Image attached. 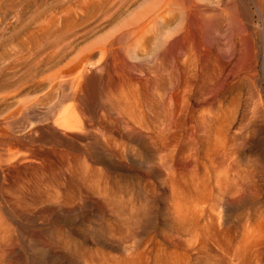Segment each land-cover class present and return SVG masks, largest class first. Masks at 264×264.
<instances>
[{"label":"rangeland","instance_id":"374dc122","mask_svg":"<svg viewBox=\"0 0 264 264\" xmlns=\"http://www.w3.org/2000/svg\"><path fill=\"white\" fill-rule=\"evenodd\" d=\"M164 1L14 0L3 16V118L46 91V77L62 54L67 63L92 53L87 66L93 68L101 38L121 36L129 22L142 24L150 10V19L168 13L149 24L133 51L136 76L167 73L179 56L185 87L179 104L177 96L167 99L170 127L162 125L163 106L129 129L105 121L98 102L99 119L72 133L78 142L67 147L39 131L60 112L50 99L12 124L19 143L0 158V264H264V0H166L168 7ZM72 31L77 34L68 35ZM68 39L64 52L51 55ZM14 42L35 46L42 60L13 64ZM161 85L162 95L171 90L167 81ZM95 135L116 155L117 166L86 157ZM30 147L46 153L37 164L27 158Z\"/></svg>","mask_w":264,"mask_h":264},{"label":"bare ground","instance_id":"6f19581e","mask_svg":"<svg viewBox=\"0 0 264 264\" xmlns=\"http://www.w3.org/2000/svg\"><path fill=\"white\" fill-rule=\"evenodd\" d=\"M190 1H188L189 2V5H190ZM192 1H194V0H192ZM165 3H167L166 4L167 7L170 6V4L168 3V1H166ZM13 4H14V0H0V26L4 22L3 16L8 11V8L11 7ZM193 4H194V2H193ZM190 6H188V8ZM195 8H196V4H195ZM159 10H161V9H159ZM169 11H170V9H169ZM149 12L152 13L151 10ZM149 12L147 13L149 17L146 15V17H148L147 19L144 16L145 14L143 15L146 20H144L142 18L143 16L140 14L141 15V18L144 20V22L139 21V22H142V24L136 25L135 24L136 22L130 19L131 21L135 22V23H133V26H134V24H135V26H137L135 28H133V26L131 25L130 22L128 23V25L127 24H124V25H127V26L126 27H124V25L122 26L123 27L122 29H124V28L125 29L123 31L121 30L122 31L121 36H116L117 34L115 35L113 33L112 34L109 33L110 35H108V36L105 35L106 37L101 38L102 42L101 41L99 42V40H98L99 45H97L96 46V49H94V50L97 51V52H99L100 53V56H99L98 64H96V65L95 64H92L93 65V68H88V66H87V63H89L93 59V57H94V54H92V53L89 54V53H82L81 52V54H79V55L77 54L76 57L72 58L67 63L64 62L65 59L67 58L65 56V53L62 54L61 57H59V59L53 63V65H52V68L53 69L51 70L52 72L51 73H48V75L46 77V79L48 81V84H49L48 87H47V89H46V91L44 90V91L41 92V94L38 93L39 95L36 94L33 97H29L27 99L22 100L11 111V113L8 116H6L5 118H3V115L0 116V118H2V120L0 121V158L3 159L2 158L3 156H8V154H10L9 152H11L10 151V147L12 146V144L18 142V141H16L17 138L15 137L14 132H13L14 129H10L11 125L14 124V123H16L17 120H19V122H20L21 119L23 120V118L28 115V112L31 109H34L35 107H38L37 106L38 104L40 105V103H43L45 100H49V99H50V102H51V100H54V108L56 110H58V111L60 110V112H57V117L56 118H53L45 126L41 127L39 131L42 132L44 136L49 137L50 138V141L60 142L61 144L65 145L67 147H72L75 144H77V142H78L75 138H72L71 137L72 133H76L75 131L78 132V131H81L83 129H88L89 127H91V125H92V122H91L92 121V118H96L97 115L99 114L98 113L99 112V107L96 105V103L98 104V102L101 103V104H103V106H102L103 108H106V111L107 112L105 111L106 112L105 114H102V111H101V114H102L104 120L107 119V118H110L111 120H114L115 119V121H117V123H120L121 125L125 126L126 128L128 127L129 129L132 128L134 124H137L138 123L137 120L140 118L141 115L142 116L143 115H146V116H148V118L149 117L154 118L155 116H157L160 113V112L157 111V108H160V106H163L165 108V112H164L165 121H164V124H162V125H163V127H166V126L167 127H170V124L171 123H168L167 124V119H171L172 118V116H168V115H172V112L169 111V110H171V108L169 106L170 103L167 101V99L168 98L171 99L173 97L175 98V96H177L176 99H178V104H179V101H180L179 99H180V97H182L183 91H184V87H185V83H184V67H183V64L181 62V58L177 55L178 58H176L173 62L171 61L172 62L171 63V67L172 68H171V70L169 72H167V73H158V72H154V70H152L149 73H141L140 75L138 74L139 75V78L136 76L137 75V73H136V70L137 69H135V68L137 67V63H136V61H133L134 58H135L134 57V54H135L136 51H138L137 48L140 47V45L142 43V40L146 39V37L145 38H142V37L144 35V32L147 30L149 24L153 23L154 21H157V16H160L161 15V13L156 15L155 14L156 12H155V13H153L155 15L152 14L153 16H155V18L154 19H150V18H153V17H150V14L151 13L149 14ZM161 12H163V10H161ZM166 13H168V12H165V13L163 12V14H166ZM162 15H161V17H162ZM134 18H137V17H134ZM59 20H61V19H59ZM160 20H164V19L161 18ZM48 24L49 23H47L46 25H48ZM118 25L121 26L120 23ZM112 26L114 27V25H112ZM128 26H129V28H130V26H132V28L129 29ZM109 30L112 31V29H110V28H109ZM175 30H176V28H175ZM72 32H70L68 35H73L74 36V35L77 34V31H75V32L72 31ZM107 32H109V31H107ZM115 33H117V32H115ZM119 33L120 32H118V35H119ZM150 34H151V32H150ZM146 36H148V35H146ZM100 37H98V38H100ZM1 38H2V36H1ZM147 39H149V38H147ZM7 41H10V40H7ZM67 41L69 43L71 42L70 39H68L66 41H63L64 43H60L59 45H56L55 47H53L55 49H53V51L51 52L52 53L51 55H53V54H56L57 55V54H59V52H62L64 48L67 49L68 48V46H66L67 45ZM98 42H96V43H98ZM152 42H153V40H152ZM14 43H15L14 46L10 45V46H12V50L14 49L13 54L11 56L12 57V59H11L12 61L11 62L13 64L15 62L22 63V64L23 63L27 64L30 61H31L30 63L34 64V63H39L42 60V57L39 56L40 53H41V51L38 50L35 46H29L28 49H25L23 47V45L21 44L22 42H18L17 44H16V42H14ZM0 44H2V43L0 42ZM5 44H7V43H5ZM85 46H86V44H85ZM145 46L146 45H144V47ZM42 48H39V49H42ZM46 48H48V47H46ZM46 48H44V49H46ZM50 50H52V49H50ZM80 51H81V49H80ZM133 51H135V52H133ZM177 52H178V54H181L182 53L181 52V48H179ZM76 53H78V52H76ZM45 56H46V54H45ZM7 61H8V59H7ZM63 62L66 63V64L65 65H62ZM8 63L9 62H4L5 66ZM195 65H196V63H195ZM100 68H102L103 70H102V72H99L98 73L96 70L97 69H100ZM149 70H151V69H149ZM191 73H192V71H191ZM191 75L190 76H186V77H191ZM197 77H198V75H197ZM18 80H19V78L17 79V81ZM163 81H167V84H169L170 89H171V90H169V92H167V94L164 93L165 95H162L159 91H157V88H159V86H162L161 83ZM106 87H108V88L110 87L109 89H112V90L106 91L105 90ZM152 90H154V91H152ZM125 91H126V94H125ZM128 91L130 92V95L127 94ZM111 94L114 97H112ZM178 96H179V98H178ZM94 98H96V100L94 101V103H92ZM132 100H134L136 103L133 104L134 101H132ZM173 104L176 107V101H174ZM49 109L50 108H48V110ZM5 114H7V113H5ZM179 116H178V118H179ZM44 120H45V118H44ZM107 123H109V121ZM113 123H112V126H113ZM20 125H21V123H20ZM41 125H42V123H41ZM181 126L183 128L184 125H181ZM151 127H152V125H151ZM175 127L177 128V126H175ZM138 128H140V127H138ZM116 129L118 131V127ZM161 129H162V127H161ZM17 130H18V128H17ZM72 131H74V132H72ZM177 131H174V132H177ZM110 132H111V130H110ZM164 132H167V130L164 129ZM122 133H123V131H122ZM15 134H17V133H15ZM161 135H163V134H161ZM172 135H173V132H172ZM172 135H171V138L174 137ZM131 136H130V138H132ZM133 136H135V135H133ZM151 136H152V133H151ZM178 136H180V134ZM98 137H96V135L89 137L92 140H91V143L88 142V145H87L88 147L85 148V150H84L85 153L87 154L86 157H89L91 160L99 161L98 163H101V164L104 163L107 166H114V165L117 166L116 163H118V161L115 158L116 155L113 154V152L111 150H108V148H105L104 144L102 142H100V140H99ZM128 139H129V135H128ZM156 139L154 140V142L156 141ZM144 140H145V138H144ZM170 140L172 141V139H170ZM175 141H172V142H175ZM24 142L27 143L26 140ZM169 142H166V143L169 144ZM178 145L175 146L176 147V150L178 148L177 147ZM82 146H83V144H82ZM17 147H18V145H17ZM18 149H19V147H18ZM49 149H45V150H49ZM109 149H111V148H109ZM149 150H150V147H149ZM63 152H64V149H63ZM152 152L153 151L151 149V153ZM173 154L174 153H172V156H173ZM63 155H64V153H63ZM66 155H64V156H66ZM13 156H12V158H13ZM45 156H46V153H42L41 150H39V149L37 150V149H35L33 147H30V150L28 151L27 158H31L32 159L31 161H33V163L35 164L37 161L42 160V158H44ZM160 156L161 155H159V157ZM83 157H84V155H83ZM86 157H84V158H86ZM152 157H153V154H152ZM17 158H21V157L19 156ZM68 158H67V160H68ZM171 160H175V159H171ZM8 161H9V159H8ZM18 161H21V160H17V162ZM23 162H21V163L24 164ZM160 162H161V160H160ZM5 163H6V160H5ZM18 163H20V162H18ZM29 164H30V162H29ZM41 164H43V162H41ZM160 165H162V164H160ZM122 166H124V165H122ZM119 167H121V166H119ZM153 167H155V166H153ZM117 169H119V168H117ZM2 170H4V169H2ZM155 170H156V168H155ZM165 171H166V169H165ZM181 172H183V171L181 170ZM169 173H166V174H169ZM9 174H7V175H9ZM167 176L168 175H166L165 178H168V180H169V178H171V177H167ZM173 181H174V179H173ZM166 182H168V181L166 180Z\"/></svg>","mask_w":264,"mask_h":264}]
</instances>
